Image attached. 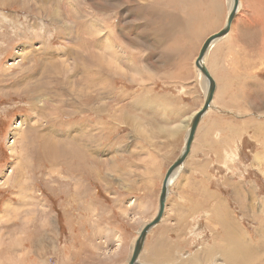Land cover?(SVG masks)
<instances>
[{
	"label": "rangeland",
	"instance_id": "obj_1",
	"mask_svg": "<svg viewBox=\"0 0 264 264\" xmlns=\"http://www.w3.org/2000/svg\"><path fill=\"white\" fill-rule=\"evenodd\" d=\"M229 10L0 0V264L129 262L205 102L195 60ZM206 64L226 139L199 134L139 264H264V0H241ZM232 229L260 248L249 263L230 254Z\"/></svg>",
	"mask_w": 264,
	"mask_h": 264
},
{
	"label": "water",
	"instance_id": "obj_2",
	"mask_svg": "<svg viewBox=\"0 0 264 264\" xmlns=\"http://www.w3.org/2000/svg\"><path fill=\"white\" fill-rule=\"evenodd\" d=\"M233 1H234L233 6H232V8H231V10L227 16L226 24L224 25V27L221 30L210 35L205 40V42L203 43V45L199 51V54L195 60V65L199 69L198 71H200L201 75L204 76L207 80L205 102H204V105L202 106V108H200L197 112H195L191 116L189 127H188L189 128L188 134H187V137L185 138L183 148H182L179 156L173 162V164L170 165V167L168 168V170L164 176V179L162 182V187H161V192H160V196H159L158 211L156 213V216L154 217L153 220L146 223L142 227V229L140 230L139 235H138V237L135 241V244L133 246V249H132V255H131L130 260L127 264H139V258H140V255H141L143 249H144V245H145V241H146L148 233L150 232V230L153 227H155L157 224L160 223V221L163 217L164 210L166 207V201H167V198L169 196L170 187H171L172 182H173V179H172L174 176L173 171L176 169L180 170V168L184 164L185 160L187 159L188 155L190 154L192 141L194 138L195 131L197 129L196 127L198 126L200 120L208 112V110L210 109V106L212 105V102L214 99V94L216 91V81H215L213 75L211 74L209 68L206 66V64H205L206 62L204 63V60L206 59V58H204V55L207 52V50L209 49L210 44L212 42L216 41L217 39L224 37L225 35H227L230 32L232 22L234 21V19L237 16V8H238L239 0H233Z\"/></svg>",
	"mask_w": 264,
	"mask_h": 264
},
{
	"label": "bare ground",
	"instance_id": "obj_3",
	"mask_svg": "<svg viewBox=\"0 0 264 264\" xmlns=\"http://www.w3.org/2000/svg\"><path fill=\"white\" fill-rule=\"evenodd\" d=\"M229 2H230V10H231V8H232V6H233V0H229ZM50 5V4H49ZM240 6H241V0H239V2H238V8H237V14H238V12H239V10H240ZM230 10H229V12H230ZM229 14V13H228ZM227 21V20H226ZM226 24V23H225ZM232 25H233V22H232ZM224 27V26H223ZM231 29H232V26H231ZM221 39V38H220ZM219 39H217L216 41H214V42H212L211 44H210V47H209V49L207 50V52L205 53V55H204V58H206L207 57V55H208V53H209V50L211 49V47L214 45V43H216L217 41H218ZM24 47V46H23ZM22 49H20V51H21ZM63 54V53H62ZM117 54H116V52L114 53V55L113 56H116ZM109 56V55H108ZM97 59V58H96ZM103 59H104V57H103ZM108 60V59H107ZM97 61V60H96ZM111 62V61H110ZM206 62V59L204 60V63ZM203 63V64H204ZM206 64V63H205ZM196 66V65H195ZM206 66H207V64H206ZM208 67V66H207ZM196 69H197V71L199 70L198 69V67L196 66ZM85 71V70H84ZM86 71H89V70H86ZM198 73H199V75L201 76V77H203V80H204V82H205V84H206V86H207V80H206V78L204 77V76H202L201 75V73H200V71H198ZM83 74V73H82ZM87 74H90L89 72L87 73ZM84 75L85 76H87L88 77V75H86V73H84ZM24 76V75H23ZM100 76V75H99ZM84 77V76H83ZM89 79V77L87 78V80ZM90 80V79H89ZM75 82H76V80H75ZM85 83V82H84ZM92 83V82H91ZM83 89V88H82ZM212 107V105L210 106V108ZM23 122H24V119L23 120H21V123H19V125H17V127H15V129H16V131L17 130H19L20 128H21V126H22V124H23ZM199 125V124H198ZM198 127V126H197ZM196 127V128H197ZM189 129V128H188ZM21 130V129H20ZM196 131H197V129H196ZM196 131H195V134H194V137H195V135H196ZM18 132V131H17ZM16 132V133H17ZM193 142H194V138H193V141H192V144H193ZM192 146V145H191ZM185 163V162H184ZM178 170L179 169H176V170H174L173 172V175L175 176V174L178 172ZM174 176H173V178H174ZM172 178V179H173ZM242 232H240V230H238V229H235V230H233L232 229V231H229L228 232V236H229V238H230V244H229V246L231 247V249H230V254L231 255H233V254H235V255H237L238 256V258L239 259H241V261L242 262H245V263H249L253 258H255V256L259 253V252H261L260 251V248L259 247H255L253 244H251V242L249 243L248 242V240H246L245 239V236H243V234H241ZM260 244V243H259ZM225 247V246H224ZM262 249V248H261ZM222 252V251H221ZM224 255V254H223ZM230 255V256H231ZM223 257V256H222ZM236 257V256H235ZM232 259V258H231ZM229 264V263H228Z\"/></svg>",
	"mask_w": 264,
	"mask_h": 264
},
{
	"label": "crops",
	"instance_id": "obj_4",
	"mask_svg": "<svg viewBox=\"0 0 264 264\" xmlns=\"http://www.w3.org/2000/svg\"><path fill=\"white\" fill-rule=\"evenodd\" d=\"M221 40V39H220ZM212 108H213V105H212V107L208 110V112L206 113V114H208L209 116L207 117V116H203L202 117V119L200 120V122H199V125H198V127H197V131H196V135H195V138H194V142L196 141V139H197V141L199 140V134H201L203 137H205L206 135H207V133H209V135H210V133H211V131L213 130V137L215 138V140H214V142H216L219 138H221L222 137V139L223 140H225L226 138H224L223 137V135L221 136V135H217V133L218 132H222L223 130H217L216 129V127L214 128L212 125H211V123L213 122L215 125L217 124L216 123V121H214L213 119H212V117L214 116L213 114H211L210 112L212 111ZM190 123V122H189ZM232 122H230L229 123V126H230V131H231V129H232ZM188 126H189V124H188ZM234 129V128H233ZM234 130H237L236 132H238L239 131V129H234ZM240 130H242V129H240ZM229 134H230V132H229ZM240 134V133H239ZM212 136V135H211ZM239 136L243 139L244 138V132L242 133V134H240V135H238V138H239ZM221 140V139H220ZM212 141V140H211ZM194 142H193V144H194ZM222 143H225V141H222ZM184 144V143H183ZM193 144H192V147H194L193 146ZM200 146L201 145H203V144H201V143H198ZM182 148H183V146H182ZM182 148H181V150H182ZM210 149L211 150H213L211 147H210ZM214 151V150H213ZM181 152V151H180ZM191 153H192V148H191V151H190V154L189 155H191ZM188 155V156H189ZM176 160V159H175ZM174 160V161H175ZM173 161V162H174ZM173 162H172V164H173ZM170 167V166H169ZM179 174V173H178ZM178 174L176 175V177L178 176ZM175 177V178H176ZM164 179V178H163ZM163 179H162V182H163ZM161 187H162V183H161ZM169 195H170V193H169ZM169 197V196H168Z\"/></svg>",
	"mask_w": 264,
	"mask_h": 264
}]
</instances>
